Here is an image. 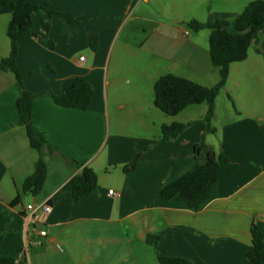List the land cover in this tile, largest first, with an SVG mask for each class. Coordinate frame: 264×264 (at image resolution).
<instances>
[{
  "label": "crops",
  "instance_id": "obj_1",
  "mask_svg": "<svg viewBox=\"0 0 264 264\" xmlns=\"http://www.w3.org/2000/svg\"><path fill=\"white\" fill-rule=\"evenodd\" d=\"M26 1L48 5L78 23L52 18L46 33L42 26L46 17L35 14L31 33L18 42L16 64L23 84L41 95L32 103L31 119L53 147L45 157L42 189L30 200L21 190L34 171L38 153L30 147L19 119L16 103L21 88L12 73L0 71V256L13 257L18 264H159L155 250L146 243L149 234L160 237L157 254L162 257L192 264H247L251 227L256 225L264 236V30L253 36L247 58L231 64L215 100L216 134H207L201 121L206 104L194 105L196 110L189 106L176 116L163 114L153 101L120 102L109 110L108 88L118 82L106 77V56L108 64L113 48L109 49L130 10L139 19L161 24L145 11L154 0ZM231 1L225 0V5ZM252 1H237V11L226 7L216 17L233 22ZM10 17L9 5L0 9V60L9 54L5 27ZM154 25L150 33L163 36ZM228 31L233 33L232 28ZM90 36L97 38L95 52ZM87 49L91 54L84 58L80 52ZM146 49L165 60L177 57L176 46L170 44L153 42ZM71 78L94 87L85 111L58 107L51 98L60 95ZM217 80L203 86L211 87ZM187 110L195 116L186 115ZM173 123L190 126L163 141L162 126ZM201 141L229 159L207 199L197 210L162 200L161 187L193 169V149ZM61 155L97 176V191L79 203L69 189L79 170ZM136 156V169L123 173ZM17 196L20 203L11 206ZM45 201L52 210L38 224L47 236L38 238L25 227V207Z\"/></svg>",
  "mask_w": 264,
  "mask_h": 264
},
{
  "label": "trees",
  "instance_id": "obj_2",
  "mask_svg": "<svg viewBox=\"0 0 264 264\" xmlns=\"http://www.w3.org/2000/svg\"><path fill=\"white\" fill-rule=\"evenodd\" d=\"M9 5L11 17L8 22L6 36L9 40V54L0 60V71L10 72L21 88L16 106L21 123L24 125L30 147L35 150L39 158L34 165V171L22 185V194L37 196L46 179V155L53 153V147L48 145L41 131L33 124L31 109L33 101L41 96L32 94L23 84V76L17 68L18 42L31 33L33 27L32 17L41 14L46 17L42 22L46 33L49 31V21L59 18L69 24H77L78 21L66 13L55 12L48 5L36 6L26 0H0V9ZM187 27L197 33L201 30L210 31L209 59L213 68L218 70V81L212 87H204L188 79L167 74L158 78L154 83L153 104L155 108L167 116H176L189 106L206 104L207 110L201 119L206 126L207 134H216L212 126L215 112V100L224 88L231 64L242 62L247 58L253 36L264 30V0L250 2L233 22L216 20L198 22L191 20ZM232 28L233 33L228 31ZM50 46L52 43L49 41ZM90 48L93 52L97 49V38L90 36ZM94 87L81 78H71L65 81L60 95H51L55 105L65 109L85 111L91 102ZM234 106V103H232ZM190 126V123H173L163 125L161 128L162 140L169 141L176 138ZM195 165L193 169L176 181L163 185L160 190V198L165 201L183 202L190 210H197L207 199L211 187L217 182L221 167L228 164L229 159L221 152H216L204 141L196 144L193 149ZM63 160L79 172L69 182V189L75 203L85 200L97 191L96 174L83 164ZM139 156L122 168L123 173L129 174L137 167ZM20 203L17 196L11 203L16 206ZM251 246L247 253V264H264V236L260 229L251 227ZM160 237L147 235L146 243L153 247L159 264H192L182 258L162 257L157 254ZM0 264H18L15 258L0 256Z\"/></svg>",
  "mask_w": 264,
  "mask_h": 264
},
{
  "label": "rangeland",
  "instance_id": "obj_3",
  "mask_svg": "<svg viewBox=\"0 0 264 264\" xmlns=\"http://www.w3.org/2000/svg\"><path fill=\"white\" fill-rule=\"evenodd\" d=\"M224 1L154 0L146 5L145 11L157 22H160V25L150 23L145 17L139 19L136 16V11L130 10L109 49L110 52L113 48L110 52V60L107 64L108 56H106L104 63V65L106 64V77L109 80L116 79L118 82L116 86L111 84L108 88L110 112L115 110V107L121 104L120 102L151 103L154 100V83L158 78L167 74L187 78L199 85L202 84L201 86L208 84L212 79H218V70L212 67L209 59L210 31L201 30L195 33L187 27V23L191 20L198 22L213 21L211 19L220 20L217 19L216 14L226 7L230 11H237V1L241 3L243 0H232L228 5H225ZM153 25L158 27L159 34H163V36L150 33V27ZM141 27L146 31L142 32ZM153 42L155 45L176 46L177 54L175 56L177 57H174L176 60L171 57L168 58L169 60H165L148 51L147 45ZM90 54L89 49L80 52L84 58ZM127 80L132 84L127 85L125 83ZM197 107L193 106L189 109L196 110ZM189 112L190 110H187L185 114L188 115ZM190 115L195 116L193 112ZM25 198L30 200L31 195H27ZM62 248L65 250L64 247Z\"/></svg>",
  "mask_w": 264,
  "mask_h": 264
},
{
  "label": "built area",
  "instance_id": "obj_4",
  "mask_svg": "<svg viewBox=\"0 0 264 264\" xmlns=\"http://www.w3.org/2000/svg\"><path fill=\"white\" fill-rule=\"evenodd\" d=\"M79 61H83L81 57ZM110 196L116 195L112 191H109ZM51 205L45 201L38 205H28L25 207V211L28 212V216L25 219V227L35 234L38 238H45L47 236L46 230L41 229L38 224L41 221V217H46L51 213ZM31 235H29L30 237ZM36 244V243H34ZM37 245V244H36Z\"/></svg>",
  "mask_w": 264,
  "mask_h": 264
}]
</instances>
